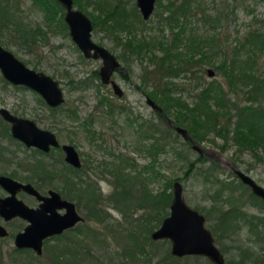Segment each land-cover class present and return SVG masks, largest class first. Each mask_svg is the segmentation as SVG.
Segmentation results:
<instances>
[{"label":"rangeland","instance_id":"374dc122","mask_svg":"<svg viewBox=\"0 0 264 264\" xmlns=\"http://www.w3.org/2000/svg\"><path fill=\"white\" fill-rule=\"evenodd\" d=\"M94 1H98V3L108 2V5L111 6L116 4L120 5V7L124 6L129 11V18L134 19L137 24L135 29L137 37L141 35H156L159 36L157 38H160L162 35L167 37L171 33V29L166 22L164 20L159 21V13L164 9V5L168 3V0L156 1L152 15L149 19L143 20L146 23L141 25L142 27L139 26L142 17L140 14L138 15L139 11L135 8L136 0H78L80 3L74 2V6L83 10L92 19L98 12L94 8ZM200 1L201 5L196 10L197 14L190 15L191 21H187L188 25L193 28L194 33L198 34H204L206 31L218 32L219 36L224 38V44H229L224 48L227 53L231 51L234 40L239 38L242 40L249 28L264 27V0H215L214 3H211L210 0ZM10 2L11 9L18 10L23 22L32 28L39 26L45 34L44 36L37 35L35 39L28 36L27 38H21L18 31L14 29L13 24H9L8 28L0 30V43L29 66H36L39 70L58 79L63 88L65 101L61 104L58 111L55 112L53 119L47 118V109L45 106L39 105L40 97L35 92L13 86L4 80L0 73V104L8 105L12 102L22 103L26 101L29 107L40 108L36 110L37 112H43L41 116L45 119H37L39 124L51 127L52 130L54 129L60 138V142L73 144L78 150L84 166L91 160L97 165L96 167L102 168L100 159L104 156H107L106 158H109V160L112 158L108 153L110 143L111 151L113 150L116 154L119 152L124 154V156L130 157V160L125 162L126 164L124 165L127 166V170H132V174H134L151 160V155L145 151V147L153 138L144 139L143 134L152 133L154 130L151 126H142L139 127V131L135 132V128L126 122V112L119 111L113 114V119L114 121L116 120V124L113 125L109 113L106 112V105L100 104L98 101L101 96L106 95L107 98L116 103L126 104L128 113L137 116L140 123L145 121L153 124V127H157L154 133L159 138V143L168 142L164 150L159 151L153 169L145 171L143 180L149 191L156 194L162 191L168 180H171L172 183L177 177H181L179 180L183 185L185 201L205 215V225L212 231L216 245L226 250L224 252L225 258L237 261L236 264H240V262L242 264H255L252 258H255L261 245L251 241L252 239L250 238L252 236H250L244 223L238 222L236 228H230L226 231L227 234L224 232V237L222 234L220 237L213 227V224L217 222L215 218L219 215V212L217 210L211 211L213 218L207 219L206 210L215 202L211 195L215 194L219 186H216L213 181L205 180V178L213 171L210 179L215 180L217 177L216 179L220 183L221 181L231 183L237 188L234 194L241 193V197L244 200H248L251 195V189L240 182V179L233 174L231 168L232 166L240 168L264 186V160H258L248 149L237 150L236 145L230 143L231 140L225 143L224 139L213 134L207 135L200 143H196L204 155V158L199 159L198 155L201 152L196 148H192L187 140L169 124L168 119L165 120L163 116H160L157 110L152 108L146 101L145 90H150L166 80L160 77L155 62H151L146 55L142 57L131 55L128 56L129 60L122 61L125 64L127 77L125 78L117 72L114 74V78L125 91V95L122 98L117 97L112 93L111 87L101 84L99 76L92 72L99 68L101 60L84 57L69 33L66 34L58 23L50 24L46 20L43 10L35 0H10ZM212 4L217 7L216 11H222L221 9H223L225 16H227L221 24L214 27H211L213 22L205 20L202 13L203 10L210 11L208 7H212ZM61 12L64 16V11ZM166 13L167 11L163 13V16ZM159 26L163 27V30H160ZM116 33L122 39H124L123 37L126 34L124 30L111 33L108 27L105 28V25L103 27L102 23L96 28L93 27L91 37L96 42L105 45L115 54H120L123 47L119 45L114 37L113 34ZM256 55L257 67L262 70L264 68V51H257ZM222 58V54H216L212 59L211 65L203 64L202 69L191 67L170 78V81L173 80L175 86L178 87L175 95L182 96L191 105L196 100L195 94L202 83L215 79L227 89L229 87L228 82L222 73L216 71L212 76L206 73L207 67L214 68L216 64L221 62ZM144 70L150 71L146 85H144L142 80ZM248 87L249 85L238 84L237 91L233 94L234 101L238 104H243L244 102L241 101L246 95L244 92ZM68 108L75 110L76 116H72L67 110ZM28 112L32 115V112L29 110ZM173 114L170 113L172 118L174 117ZM91 116L94 118V129L99 133L105 134L102 136L108 137V142L104 149L94 142H90L84 128L83 122L85 118ZM170 116L168 115V118L171 119ZM180 125L187 128L184 124ZM3 141L0 145L6 147L5 155L13 161H23L27 164V168L30 167V163L33 162L35 157L41 158L48 166H51L54 162V157H59L60 161L53 169L59 173L64 170V154L61 151H56L52 155H38L36 153L33 154L32 148H27L16 140H10L7 137ZM223 143H225L224 148H222ZM175 151H182L184 156L174 155ZM12 152L16 155L13 156ZM259 152L261 153V151ZM32 155L37 156L29 160ZM191 160H195L193 163L194 169L189 176L185 177L184 171ZM9 166L8 169L17 168L20 176L30 173V170L23 166L17 167L15 162L9 164ZM214 166L216 167L214 168ZM96 167L90 170L89 173L85 170L81 171V179L84 181L91 180L96 191L100 192V205L106 210V216L101 221L88 217L85 201H82L78 210L84 216V220L78 222L71 230L44 242L41 254L28 250L21 257L11 252L12 258H10L7 256L6 250L8 248V240L1 241L4 252L1 264H66L67 262L69 264H121L122 261L128 264H157L166 253L170 252L171 242L168 238L157 240H153L151 237L145 238V231L136 227L143 213L148 211L147 207L136 204L135 201L131 203L133 201L131 200L128 202L129 207L125 208L127 211L124 213L113 201L107 198V195L113 191V185L110 182L113 176L111 177L106 170H101L104 171L101 172ZM59 173L52 181L49 178L51 182L48 181V183L44 184L42 186L43 189L54 188L59 190V186L62 184ZM38 175L41 176L42 174ZM138 186L135 184L132 189L133 195L137 199L140 195ZM167 191H171L172 194V185L167 188ZM223 195L225 196V194ZM248 202L250 204L244 207L247 213L264 215V204L261 201L252 198ZM215 204V206L220 208L228 206V202H224L221 199H218ZM166 210L169 212V205ZM159 225L160 223L153 227L152 231ZM239 226H241V229L238 228ZM133 229L138 238L143 240L145 249L140 251L135 247V256L131 258L127 248L132 247L134 244V239L129 235V232ZM215 234H217L218 238ZM245 248L251 252L252 258L248 259L246 257L247 251H245ZM15 259L17 260L16 262ZM166 259H169L170 262L176 261L173 262L175 264H210L208 258L202 255H187L183 257L172 255V257L170 256Z\"/></svg>","mask_w":264,"mask_h":264},{"label":"trees","instance_id":"16d2710c","mask_svg":"<svg viewBox=\"0 0 264 264\" xmlns=\"http://www.w3.org/2000/svg\"><path fill=\"white\" fill-rule=\"evenodd\" d=\"M214 1L210 0L211 3H214ZM35 2L41 7L46 20L50 24L56 22L66 34L69 33L61 12L64 9L59 2L56 0H35ZM74 2L76 3L78 0H74ZM200 2V0H181L178 2L168 0V3L164 5V9L159 13V21L164 20L171 29V33L167 37L165 35L160 38H157L159 36L156 35H141L137 37L135 35V29L137 28L135 20L129 18V11L118 4L111 6L108 5V2L98 3V1H94V8L98 12L91 20L95 28L103 23V27L104 25L105 28L108 27L111 33L118 30L125 31L122 56L126 57L125 51H127L126 53L130 54L129 56L142 57L146 55L151 62H155L160 77L166 80L163 83H159L158 86L145 91L159 104L161 110H157V113L160 116H163L166 120L170 113H174V117L170 116L171 119H169L175 124L186 125L189 131V138L187 139L189 145L191 143L198 144L207 135L213 134L224 139L225 143L231 140L230 143L235 144L239 151L250 150L258 160L262 161L264 160V68L262 70L258 69L256 53L257 51H264V27L249 28L242 40L240 38L234 40L231 51L227 53L224 48L229 44H224V38L219 36L218 32L206 31L204 34H198L194 33L193 28L188 25L187 21H191L190 15L197 14L196 10L200 7ZM211 6L208 7L210 11L203 10L202 13L205 20L213 22L211 27H214L221 24L227 16H225L223 9H221L222 11H216L217 7L213 4ZM135 8L138 11L137 6ZM166 11L167 13L163 16ZM145 23L141 20L139 26L142 27L141 25ZM9 24H13L14 29L18 31L21 38H27L28 36L35 39L37 35L44 36L45 34L39 26L32 28L23 22L18 10L11 9L10 0H0V30L8 28ZM159 29L163 30V27L159 26ZM113 35L116 40L119 41L121 39L117 33ZM216 54H222L223 58L219 64L215 65L214 70L216 69L215 72L222 73L226 77L229 87L227 89L224 88L222 83L215 79L202 83L195 94L196 100L191 105L182 96L175 95L178 87L175 86L173 80L170 81V78L191 67L202 69L203 64L211 65L212 59ZM149 73L150 71L145 70L142 73L144 85L148 82ZM238 84L249 85L244 92L246 95L242 101L240 100L244 102L243 104H238L233 99V94L236 93ZM106 103L109 113L112 112L113 108H124L110 100H106ZM69 112L72 116H76L72 109ZM154 127L152 126L154 130L152 133L143 134L147 136L144 139L152 137L153 140L145 147V151L151 155V160L141 170L134 172V174H132V170H127V166L124 164L130 160V157L123 156L124 154L118 156L119 160L116 164L108 165L106 168L107 173L111 177L113 176L110 181L113 185V191L107 195V198L113 201L124 213L127 211L128 202L131 200H133L131 203L135 201L136 204L147 207L148 211L143 213L136 226L140 230L145 231V238L150 237L152 228L161 223L163 217L168 214L166 207L169 205L172 196L171 191H167V188L172 185L171 180H168L162 191L156 194L149 191L143 180L145 171L153 169L159 151H163L168 144L165 141L159 143V138L154 133L157 127L155 129ZM225 143L222 144V148H224ZM174 155L180 156L183 153L182 151H175ZM198 158L202 159L204 155L199 153ZM122 161L124 162L123 164H121ZM194 161L188 162L184 171L185 177L189 176L193 171ZM63 169L59 173L56 170L46 168L45 165L36 164L31 169V172L32 174H42L40 176L42 179L50 177L51 181L56 173H59L62 179L59 191L64 196L75 199L78 207L82 201H85L87 216L101 221L107 212L100 205V192L96 191L93 184L81 178L74 179L72 173L80 176L81 171L72 169L68 164H65ZM212 173L213 171L206 176L205 180L213 181L216 186H219L215 194L211 195L213 201L217 202L218 199H221L224 202H228V206H222V208L215 206L216 204L213 202L212 206L206 210L209 217L212 214L211 211L217 210L219 212V215L215 218L217 222L213 224L214 229L217 232L226 233L230 228L237 227L236 221L244 223L250 236H252L250 238L252 239L251 241L261 245L254 259L247 248H245V251H247L245 255L248 259L252 258L256 264H264V215L247 213L244 208L250 204L248 201L252 198L258 199L262 204H264V200L252 192L248 200H244L241 197V193L234 194L237 188L231 183L223 181L220 183L216 179L217 177L215 180L210 179ZM180 178L177 177L176 179ZM135 184L139 185L140 195L138 199L134 197L132 191ZM129 235L134 239L133 246L127 248V252L132 258L135 256L134 248L144 251L145 244L135 234L134 229L129 232ZM170 256L172 257L171 253L168 252L162 259ZM66 264L69 263L67 262ZM121 264L128 263L122 261Z\"/></svg>","mask_w":264,"mask_h":264},{"label":"water","instance_id":"95a60500","mask_svg":"<svg viewBox=\"0 0 264 264\" xmlns=\"http://www.w3.org/2000/svg\"><path fill=\"white\" fill-rule=\"evenodd\" d=\"M56 1L64 9V21L67 24L71 39L85 57H100L102 59L100 76L103 82H109L113 69L120 65L118 59L106 46L93 40L91 37L93 22L83 10L74 6V0ZM155 1L136 0L138 9L144 19H148L152 14ZM0 70L11 82L23 83L36 89L50 105L60 104L65 99L62 87L57 79L44 71H36L25 65L20 58L1 43ZM206 72L209 76L215 74L214 68L210 66L206 68ZM111 84L115 93L120 94L121 89L117 82L111 80ZM146 101L152 108L161 110L159 104L152 98L146 97ZM0 113L11 122L12 135L23 140L27 145H35L47 151L50 145L58 144V140L52 131L38 127L33 120L17 117L4 107H0ZM168 121L186 140L189 138L187 128L173 124L169 118ZM191 147L202 153L196 143L191 144ZM62 148L65 161L80 166V156L75 146L65 142ZM232 171L243 183L250 186L254 194L264 200L263 185L240 168L232 166ZM0 183L11 191L10 196L0 198V213L6 217L19 214L29 220L25 229L16 235L15 243L18 246L32 247L37 254H41L45 237L59 233L65 228L74 226L78 221L84 220L75 203L62 198L55 189H49V195L43 196V202L38 208H32L15 197L17 187H22L39 196V192L31 183L19 182L6 175H0ZM13 202L18 205L13 206L11 209L6 208L7 203ZM57 208H64L65 211L59 212ZM150 237L153 240L168 238L171 242L170 252L174 256L203 255L215 264H226L223 253L214 242L211 230L205 225L204 214L185 201L183 185L179 179L172 182L169 212L163 217L160 225L151 231Z\"/></svg>","mask_w":264,"mask_h":264},{"label":"flooded vegetation","instance_id":"af4514ba","mask_svg":"<svg viewBox=\"0 0 264 264\" xmlns=\"http://www.w3.org/2000/svg\"><path fill=\"white\" fill-rule=\"evenodd\" d=\"M157 1V0H156ZM156 1H155V5H156ZM174 1H176V2H178L177 0H174ZM181 1V0H180ZM167 4V3H166ZM165 4V5H166ZM136 6H137V4H136ZM137 9H138V6H137ZM154 9H155V7H154ZM138 11H139V9H138ZM154 11V10H153ZM153 13V12H152ZM139 14H140V16L142 17V15H141V13H140V11H139ZM152 15V14H151ZM150 15V16H151ZM150 18V17H149ZM148 18V19H149ZM142 20H147V19H144L143 17H142ZM93 29V28H92ZM92 33V32H91ZM123 38H125V37H123ZM123 40L124 39H120L119 41H118V43H119V45H121L122 47H124V45H123ZM99 43V42H98ZM101 44V43H100ZM103 45V44H102ZM105 46V45H104ZM109 49V48H108ZM110 50V49H109ZM111 51V50H110ZM112 52V51H111ZM127 51H125V56L126 57H124V56H122V54H123V48H122V53H120V54H115L114 52H112L115 56H116V58L118 59V61H119V66H117V67H115L114 69H113V71H112V73H111V75H110V77H109V82H103L102 81V79H101V76H100V68H101V66H102V64H103V62H102V59L100 58V57H98V58H93V57H86V58H89V59H100L101 60V65L99 66V68L98 69H95L94 71H92L93 73H95L96 74V76H99V78H100V82H101V84H103V85H106V86H110L111 87V90H112V93L113 94H115L117 97H120V98H122L124 95H125V91L123 90V88L120 86V84L116 81V79L114 78V74L115 73H117V72H119L120 73V75H122L123 77H127V73H126V71H125V64H123V62L122 61H127V60H129L128 59V56L130 55V54H128V53H126ZM82 53V52H81ZM83 55V54H82ZM84 56V55H83ZM85 57V56H84ZM19 58V57H18ZM23 61V60H22ZM24 62V61H23ZM25 63V65H27V66H29L26 62H24ZM30 68H32V69H34V70H36V71H42V70H39L36 66H29ZM0 73H1V75H2V78L4 79V80H6L8 83H10V84H12L13 86H16V87H22V88H26V89H29L30 91H32V92H35L39 97H40V103H39V105L40 106H45L46 107V109H47V114H46V117L47 118H52L53 119V117H54V115H55V112L56 111H58V109L60 108V106H61V104L65 101V99H64V101L62 102V103H60V104H57V105H50L45 99H44V97L42 96V94L40 93V92H38L36 89H33V88H31L30 86H28V85H26V84H23V83H13V82H11L10 80H8L3 74H2V72H1V70H0ZM55 78V77H54ZM56 79V78H55ZM58 80V79H57ZM111 80H113V81H115V82H117V84L119 85V87H120V89H121V93L120 94H117V93H115V91H114V89H113V87H112V84H111ZM59 81V80H58ZM59 83H60V81H59ZM60 85H61V83H60ZM62 87V86H61ZM62 90H63V88H62ZM63 94H64V92H63ZM145 96L146 97H150L146 92H145ZM64 98H65V96H64ZM150 98H152V97H150ZM153 99V98H152ZM106 100H110V101H112L111 99H109V98H107V96L106 95H104V96H101L100 98H99V103L100 104H107L106 103ZM154 100V99H153ZM114 102V101H113ZM116 103V102H115ZM116 104H119L120 106H123L124 108H122V109H119V108H113L111 111V113H109L108 111H107V106H106V112L107 113H109V115H110V119H111V123L114 125V124H116V120L114 121V119H113V114L115 113V112H126V115H125V119H126V122H127V124H130L133 128H135V132H137V131H139V127H142V126H147V127H152L153 126V124H150L149 122H142V123H140L139 122V118L137 117V116H135V115H130V113H128V110H127V106H126V104H124V103H119V102H117ZM0 107H4L7 111H9L11 114H13V115H15V116H17V117H22V118H27V119H31V120H33L34 122H35V124L38 126V127H40V128H42V129H48V130H50V131H52L54 134H55V136H56V138H57V140H58V144L57 145H50V147H49V149L47 150V151H45V150H43V149H41V148H39V147H37V146H35V145H27L23 140H21V139H19V138H17V137H15V136H13L12 135V133H11V122L9 121V120H7V119H5L4 117H3V115L0 113V144L1 143H3L4 141H3V139H6L7 137L10 139V140H16V141H18L20 144H22L23 146H25V147H27V148H32V152H33V154H38V155H52V154H54V152H56V151H61V152H63V154H64V150H63V148H62V145H63V143H65V142H60V138H59V136H58V134L54 131V129L52 130V128L51 127H48V126H45V125H43V126H41L40 124H39V122H38V120L37 119H39V120H44L45 118H42V113L43 112H37V110L36 109H40V108H34L33 106H28V104H27V102L26 101H24V102H22V103H15V102H12V103H9L8 105H5V104H0ZM72 108H68L67 110L68 111H70ZM28 110L30 111V112H32V115L28 112ZM33 110V111H32ZM73 110V109H72ZM74 112H75V110H73ZM94 122V118L91 116V117H87V118H85V120H84V128H85V130H86V132H87V134H88V136H89V140H90V142H94L96 145H99V147H102L103 149L105 148L104 146L107 144V142H108V137L106 138V137H104V136H102V135H105L104 133H102V132H98L97 130H95L94 129V127H93V123ZM144 138H146V136H144ZM111 144L109 143V149H108V153L111 155V157L112 158H110L111 160H109V158H106L105 156L104 157H102L100 160V164H101V166H102V168L101 167H96L97 165L96 164H94L91 160H89L86 164H85V166H84V163H83V160H82V158H81V156H80V154H79V159H80V166H75V165H73V164H71V163H68V162H66L65 161V159H64V156H63V159H64V161H65V163H64V165L65 164H68V165H70L71 167H72V169H74V170H79V171H83V170H85L87 173H89V171L90 170H93V169H95V167L97 168V169H99L100 171L101 170H106V168H107V166L108 165H113V164H116L117 162H118V160H119V158H118V156L119 155H122V153H119L117 150H116V152H118L117 154L112 150H110V148H111V146H110ZM113 148L115 149V146L113 145ZM107 149V148H106ZM5 150H6V147H4V146H2V145H0V175H6V176H9V177H11V178H14V179H16L17 181H19V182H23V183H31L34 187H35V189L39 192V196H41V197H39L37 194H35V193H32V192H29V191H27L26 189H24V188H22V187H17L16 189H15V197H16V199H18V200H21L23 203H25L27 206H29V207H32V208H38L39 206H40V204H41V202H43V196H48L49 195V189H54V188H47L46 190L45 189H43V184H46V183H43V182H47L48 183V181H50L49 180V178L50 177H46L45 179L43 178H41L38 174H32V172H31V169L33 168V167H35V165L37 164V165H45L46 166V168H49V169H51V170H54L55 169V165H57V163L60 161V158L59 157H54L55 158V160H54V162L51 164V166H48V165H46L44 162H43V160L41 159V158H39V157H35V156H37V155H32V158H30L29 156V160H32L34 157V159H33V162L32 163H30V167L29 168H27V164L26 163H24L23 161V163L22 162H20V160H17V161H13L12 159H9V157H7L6 155H5ZM79 153V152H78ZM12 154H13V156L14 155H16L14 152H12ZM124 156V155H123ZM26 159V158H25ZM105 160V161H104ZM5 161V162H4ZM103 161H104V163H103ZM16 163V166L17 167H20V166H23L24 168H26V169H29L30 170V173H28L27 175L25 174L24 176H20V175H18V172H17V168L15 169V168H10V169H8L10 166H9V164H11V163ZM27 162V161H26ZM124 162L122 161V163L121 164H123ZM103 164V165H102ZM126 164V163H125ZM54 168V169H53ZM84 168V169H83ZM5 170H7V171H5ZM73 170V171H74ZM107 171V170H106ZM101 172H104V171H101ZM82 173V172H81ZM73 175H74V179H76V178H82V174H80V176H78L76 173L74 174V173H72ZM87 175V174H86ZM58 176V174H56L55 175V177H57ZM99 176H102V175H99ZM29 177H31L30 179H28ZM54 177V178H55ZM44 180V181H43ZM43 181V182H42ZM87 182H89V183H91V180L90 181H87ZM91 184H93V183H91ZM94 185V184H93ZM55 190H57V189H55ZM59 193H60V196L62 197V198H66V199H69V200H71V201H73L74 203H75V205H76V207H77V210H78V205H77V202L75 201V199H72V198H69V197H66V196H64L59 190H57ZM11 195V191L10 190H7L4 186H2V184L0 183V198L1 199H3V198H5V197H7V196H10ZM15 205H18L16 202H13V203H7L6 204V208H9V209H11V208H13V206H15ZM57 210L59 211V212H64L65 211V209L64 208H57ZM79 211V210H78ZM81 214V213H80ZM82 215V214H81ZM83 216V215H82ZM205 216V215H204ZM210 218H213L212 217V214H211V216L209 217V216H207V219H210ZM83 219H84V216H83ZM205 219H206V217H205ZM78 222H80V221H78ZM77 222V223H78ZM239 221H236L235 223H238ZM29 223V220H28V218H26V217H24V216H22V215H19V214H14V215H10V216H8V217H6V216H4V215H2L1 213H0V264H1V262H2V257H3V255H4V252H3V248H2V244H1V241H4V240H8V248H6V250H7V256L8 257H10V258H12L11 256H12V254H11V252L12 253H15V254H18L19 256H24V254L26 253V251H28V250H31V251H34L36 254H37V252L32 248V247H27V246H18L16 243H15V238H16V235H17V233H19V232H21V231H23L24 229H25V227H26V225ZM76 223V224H77ZM75 224V225H76ZM74 225V226H75ZM74 226H72V227H68V228H65V229H63L61 232H59V233H55V234H52V235H50V236H47V237H45L44 239H43V246H44V242H46L48 239H50V238H55V237H58V236H60L61 234H63L65 231H69V230H71ZM212 232V231H211ZM151 233V232H150ZM218 233V235L221 237V234H222V236L224 237L225 235H224V233H220V232H217ZM212 235H213V233H212ZM216 235V237L218 238V236H217V234H215ZM213 238H214V235H213ZM215 242V241H214ZM216 244V243H215ZM43 246H42V249H43ZM219 247V246H218ZM219 249L221 250V252L223 253V255H224V252H226V250H224V249H221L220 247H219ZM22 252H23V255H22ZM5 256H6V254H5ZM186 256V255H185ZM6 259H7V257H6ZM224 260H225V262H226V264H234V263H236V261H233V260H230V259H226L225 258V255H224ZM17 260L15 259V262H16ZM208 261L210 262V264H215V263H213L210 259H208ZM173 262H176V261H171L170 262V260L169 259H162V260H159L158 262H157V264H175V263H173ZM255 264H256V262H254Z\"/></svg>","mask_w":264,"mask_h":264}]
</instances>
